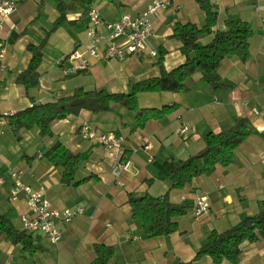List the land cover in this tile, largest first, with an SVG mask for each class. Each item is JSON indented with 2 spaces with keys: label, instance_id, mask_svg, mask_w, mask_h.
<instances>
[{
  "label": "crops",
  "instance_id": "0c3cea01",
  "mask_svg": "<svg viewBox=\"0 0 264 264\" xmlns=\"http://www.w3.org/2000/svg\"><path fill=\"white\" fill-rule=\"evenodd\" d=\"M150 1L22 0L11 14H0V50L5 49L0 59V214L15 229L25 232L15 243L0 230V264H91L95 244L114 247L108 264H213L209 256L194 259L209 233L236 225L242 215L258 213V202L264 199V163L260 159L264 153V0H201L217 13L215 29H223L228 19L239 18L253 31L249 59L245 62L238 56H227L219 65L218 73L229 86L215 90L196 73L187 80L189 89L185 92L140 93V108L176 105L143 127L137 126L133 112L116 103L105 111L81 110L54 120L51 135L42 136L32 127L21 129L18 139L9 126L6 116L32 103L70 96L78 87L129 92L134 82L160 74L156 64L160 50L164 51L166 70L183 63L181 42L173 36V29L177 22L205 23L199 0H169L170 5L153 16V33L143 52L123 60L97 59L78 74H64L68 53L88 44V6L95 5L105 21L113 22L123 13L142 12ZM49 8L53 22L47 29L41 20ZM57 18L65 21L47 35ZM82 25L85 32H77L75 28ZM45 38L38 69L40 87L26 90L17 77L31 58L27 45L39 44ZM152 49L157 55L150 54ZM106 60L112 62L104 64ZM239 118L247 119L250 133L237 147L234 162L217 166L213 173L202 174L182 188L171 189L167 176L170 166L202 150L208 132L225 130ZM85 121L98 132L124 138L121 160L126 165L118 178L120 184L112 173L116 161L108 150L81 137L79 126ZM57 141L79 155L71 182H64L62 167L44 155ZM11 168L21 172L24 183L42 191L53 207L62 211L83 209L70 222L58 224L62 231L59 242L51 244L43 234L23 228L21 215L31 213L23 194L11 200ZM144 194L166 195L174 204H188L186 213L178 218L177 232L169 237L143 234L128 200L131 195ZM200 195L207 197L210 210L194 218L195 200ZM220 264H264V235L254 242L244 241L236 260Z\"/></svg>",
  "mask_w": 264,
  "mask_h": 264
},
{
  "label": "trees",
  "instance_id": "16d2710c",
  "mask_svg": "<svg viewBox=\"0 0 264 264\" xmlns=\"http://www.w3.org/2000/svg\"><path fill=\"white\" fill-rule=\"evenodd\" d=\"M199 1L206 14L205 23L198 26L191 22H177L173 29V36L181 42L183 63L169 71L166 70L163 66L164 51L160 50L156 61L160 74L134 82L129 92H110L106 89L85 90L78 87L70 96L45 103H32L31 106L6 116L15 136L19 139L21 129L32 127H37L42 136L51 135L50 127L54 120L78 114L81 110L105 111L112 103L133 112L137 126L143 127L149 120L158 119L170 113L176 105H165L161 109L140 108L138 105L140 93L185 92L189 89L186 85L187 80L196 73H200L201 78L215 90L231 85L219 75V65L227 56H238L245 62L249 59V39L253 33L252 28L248 22L236 18L226 20L223 29H215L217 13L201 0ZM63 21H65L63 18H57L47 35ZM210 35H212L210 41L200 42L201 39ZM45 41L46 38L39 44L27 45L31 58L27 68L17 77V82L26 90L40 87L38 69L42 61ZM249 133L246 118L237 119L231 127L220 132H208L204 137L205 146L202 150L184 160H177L170 166L167 172L170 188H182L202 174L213 173L217 166L233 163L237 147ZM44 155L52 164L62 167L61 177L64 182L73 181L80 161L77 153L57 141ZM128 201L131 215L140 223L146 237H169L177 232L178 218L183 216L188 208L187 203L170 202L166 195L144 194L138 197L131 195ZM258 207L257 214L242 215L236 225L221 232L211 231L194 259L209 256L213 264H220L223 260H236L241 253V244L244 241L254 242L264 235V199L258 202ZM0 230L15 243L25 235L24 231L15 229L11 221L3 214H0ZM94 253L95 258L91 264H108L113 256L114 247L95 244Z\"/></svg>",
  "mask_w": 264,
  "mask_h": 264
},
{
  "label": "built area",
  "instance_id": "2783aa9c",
  "mask_svg": "<svg viewBox=\"0 0 264 264\" xmlns=\"http://www.w3.org/2000/svg\"><path fill=\"white\" fill-rule=\"evenodd\" d=\"M20 1L22 0H0V14L3 16L11 14ZM169 5V0H151L142 12L136 15L123 13L118 20L113 22L105 21L95 5L88 6L86 10L88 44L84 49L75 48L68 53L65 59L68 64L63 68L64 74L74 75L79 71H84L97 59L123 60L127 55L143 52L148 38L153 33V16L157 12L165 10ZM101 27L104 30H101ZM4 54L5 49L2 48L0 59L4 57ZM150 54L155 56L157 51L152 49ZM182 131H186V128ZM79 132L83 139L97 142L108 150L109 156L116 161L112 173L118 180L126 165L121 160L124 152V138L112 132H98L86 121L79 126ZM260 159L264 163V153L261 154ZM9 174L13 182L11 200H15L19 194H23L31 213L30 215H21L20 220L23 228L31 233L43 234L51 244L59 242L62 238V231L58 224L70 222L76 215L81 214L83 209L59 210L52 206L42 191L24 183L19 170L11 168ZM1 181L2 177H0ZM118 183L120 184L119 180ZM209 210L210 205L207 197L205 195L198 196L193 209L194 218L208 214Z\"/></svg>",
  "mask_w": 264,
  "mask_h": 264
},
{
  "label": "rangeland",
  "instance_id": "374dc122",
  "mask_svg": "<svg viewBox=\"0 0 264 264\" xmlns=\"http://www.w3.org/2000/svg\"><path fill=\"white\" fill-rule=\"evenodd\" d=\"M52 4L55 6V2H52ZM51 8H49L48 12L46 13V15L44 16V18H42L41 22H42V25L44 27H46L47 29H50L52 27V20H50V17H51ZM67 26H64V28H66ZM68 28V27H67ZM77 32H80V33H83L85 32V27L84 25L80 26V27H76L75 28ZM107 62H112V61H109V60H106L104 61L103 63L104 64H107Z\"/></svg>",
  "mask_w": 264,
  "mask_h": 264
}]
</instances>
